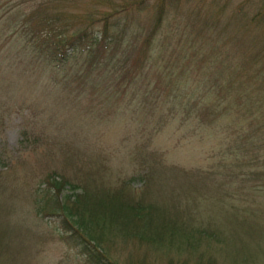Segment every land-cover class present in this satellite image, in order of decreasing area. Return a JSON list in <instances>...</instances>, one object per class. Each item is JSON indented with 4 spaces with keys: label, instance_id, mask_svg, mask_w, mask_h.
<instances>
[{
    "label": "rangeland",
    "instance_id": "rangeland-1",
    "mask_svg": "<svg viewBox=\"0 0 264 264\" xmlns=\"http://www.w3.org/2000/svg\"><path fill=\"white\" fill-rule=\"evenodd\" d=\"M263 7L0 0V264H86L56 197L115 209L118 192L180 237L214 234L200 258L115 223L101 246L118 264H264ZM34 20L110 41L54 65L30 37ZM54 174L70 181L59 196L46 181Z\"/></svg>",
    "mask_w": 264,
    "mask_h": 264
},
{
    "label": "trees",
    "instance_id": "trees-1",
    "mask_svg": "<svg viewBox=\"0 0 264 264\" xmlns=\"http://www.w3.org/2000/svg\"><path fill=\"white\" fill-rule=\"evenodd\" d=\"M262 9L264 10V7ZM256 16H261V18H263L261 11H259ZM50 22L51 20H34L35 28L34 31L32 30L30 37L37 35L41 41L39 42L40 45H42L40 50H42L45 59L54 65L61 64L67 57H70V53H68L69 49H78V51L89 50L92 48L91 46L94 44V41H98L102 43V45H105L106 41H110V39H107L108 37H106V34H102L99 39L93 41L88 35V30H78L70 37H66L62 32L54 28L53 32L47 30L51 28L49 25ZM42 32L44 33L42 34ZM149 38L150 37H146L145 44L149 43ZM87 39L89 40L87 41ZM142 51H145V48H142ZM140 59H142V57ZM154 169L155 168L152 167L151 171H145L147 175L144 177H150L149 174L150 172L152 173ZM47 178V183L50 184V187L54 189L58 196L62 188L70 183V181L65 179L66 177L61 174L48 175ZM125 183H128V181H123L120 186H123ZM77 186L78 184H72V187ZM79 186L84 188L85 182L83 185ZM78 196H75V198L70 201L68 199L69 203L61 202V200L56 197L55 202L56 206L61 209V214L69 218L68 220L65 218L63 222L74 231V233H70V238L73 244L78 248V253L82 256L86 264H118L116 260L111 259L107 255V252L103 246H101L103 236L106 234L105 231L115 223L120 224L125 230V233L129 234L131 237H136L141 240L144 239L153 243H163V245L165 243L168 246L174 247L176 250L185 249L191 253L199 252L200 258L203 256V252L198 251L199 242L210 240V237L214 235L207 234L204 230L196 229L193 231L195 233L197 232V235L186 233L185 231V235L180 237V232H184L183 228L178 225L170 227L164 215L152 217L150 213H148L146 217L143 218L141 216V209L144 206L142 205L143 199L134 202L126 193L118 192L120 203L116 205L115 209L112 205L105 206L103 200L88 206L85 195ZM67 197L70 198V195ZM70 203L73 207L70 206ZM150 204L151 202H149L146 207L150 208ZM176 219L177 218L172 221L176 222ZM135 262L138 264H145L144 260H135ZM132 263L134 262L131 261L129 264ZM201 263L211 264L208 260H205V262L199 261V264ZM233 264L240 263L235 261Z\"/></svg>",
    "mask_w": 264,
    "mask_h": 264
}]
</instances>
